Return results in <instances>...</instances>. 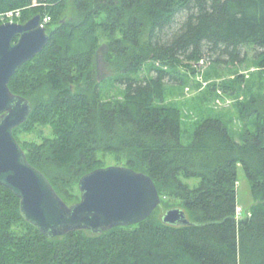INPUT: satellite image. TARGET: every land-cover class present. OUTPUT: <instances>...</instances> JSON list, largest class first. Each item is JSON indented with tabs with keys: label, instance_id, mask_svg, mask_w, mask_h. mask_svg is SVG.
I'll use <instances>...</instances> for the list:
<instances>
[{
	"label": "trees",
	"instance_id": "trees-1",
	"mask_svg": "<svg viewBox=\"0 0 264 264\" xmlns=\"http://www.w3.org/2000/svg\"><path fill=\"white\" fill-rule=\"evenodd\" d=\"M34 1L0 0V15L22 11L17 23L51 19L47 47L9 85L32 106L14 130L29 163L73 206L81 201L80 180L106 168L110 155L149 175L162 204L132 227L48 238L0 185V264H264L263 114L254 111L256 130L245 129L241 143L210 117L184 145L182 111L166 104V80L183 86L201 63L236 67L252 47L264 69V0ZM149 63L156 75L141 78ZM109 81L123 89L121 100L106 94ZM240 165L254 198L242 216ZM177 203L192 225L164 224L165 211L157 217Z\"/></svg>",
	"mask_w": 264,
	"mask_h": 264
},
{
	"label": "water",
	"instance_id": "water-1",
	"mask_svg": "<svg viewBox=\"0 0 264 264\" xmlns=\"http://www.w3.org/2000/svg\"><path fill=\"white\" fill-rule=\"evenodd\" d=\"M49 40L40 15L25 24L0 25V185L20 199L25 220L48 238L74 231L102 234L146 221L162 204L149 175L125 166L96 170L79 182L81 201L68 206L47 177L29 163L16 139L14 130L28 121L32 106L14 95L9 85L18 69L39 55ZM163 223L192 225L181 208L165 211Z\"/></svg>",
	"mask_w": 264,
	"mask_h": 264
},
{
	"label": "rangeland",
	"instance_id": "rangeland-1",
	"mask_svg": "<svg viewBox=\"0 0 264 264\" xmlns=\"http://www.w3.org/2000/svg\"><path fill=\"white\" fill-rule=\"evenodd\" d=\"M38 0L34 1L37 6ZM21 15L10 20L16 21ZM4 21H7L4 19ZM0 17V22H4ZM184 21L181 16L174 30ZM260 50L247 47L244 55L246 60L236 67L227 63L198 65L199 72L186 80L185 85H174L175 82L166 80L168 89L166 104L181 109L183 114V135L182 142L189 145L192 142L193 134L198 124L206 118H220L228 124L234 138L238 143L242 142L241 135L245 129L256 130L257 115L255 110L264 117V69L260 68L257 55ZM216 56L211 58L213 61ZM150 63L147 64L140 77L146 78L155 76V72H149ZM228 86L235 89V92L225 91L223 87ZM122 88L109 81L105 86V92L110 99H122ZM49 131L47 130V133ZM23 139L37 140V136H22ZM102 157V155H100ZM119 166L112 156L106 157V168ZM121 166V165H120ZM189 184L197 183L195 180L188 181ZM237 201L239 206L247 212L254 203L251 191V183L248 180L244 168H238ZM178 205V206H177ZM174 208H181L175 204ZM182 209V208H181ZM166 211L165 207L157 213L159 218Z\"/></svg>",
	"mask_w": 264,
	"mask_h": 264
},
{
	"label": "built area",
	"instance_id": "built-area-1",
	"mask_svg": "<svg viewBox=\"0 0 264 264\" xmlns=\"http://www.w3.org/2000/svg\"><path fill=\"white\" fill-rule=\"evenodd\" d=\"M21 15V10H18V11H14V12H8L6 14H2L0 15V17L2 18V20L4 21V19H6L7 21H4V23H7V22H15L13 20H10L11 18L15 17V16H19ZM51 19L50 18H46L44 20H42V26H45L46 27V24L50 21ZM242 213H243V210L242 208L240 207L238 209V216H242Z\"/></svg>",
	"mask_w": 264,
	"mask_h": 264
}]
</instances>
